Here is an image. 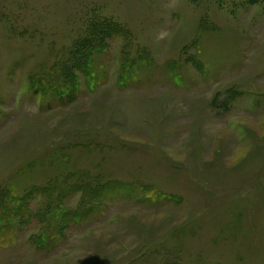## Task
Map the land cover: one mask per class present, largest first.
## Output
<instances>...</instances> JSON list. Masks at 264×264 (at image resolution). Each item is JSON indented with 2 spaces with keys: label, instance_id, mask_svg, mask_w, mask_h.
Instances as JSON below:
<instances>
[{
  "label": "rangeland",
  "instance_id": "374dc122",
  "mask_svg": "<svg viewBox=\"0 0 264 264\" xmlns=\"http://www.w3.org/2000/svg\"><path fill=\"white\" fill-rule=\"evenodd\" d=\"M0 193V264H264V0H0Z\"/></svg>",
  "mask_w": 264,
  "mask_h": 264
},
{
  "label": "trees",
  "instance_id": "16d2710c",
  "mask_svg": "<svg viewBox=\"0 0 264 264\" xmlns=\"http://www.w3.org/2000/svg\"><path fill=\"white\" fill-rule=\"evenodd\" d=\"M94 41L92 42V46H91V50L92 51H90L89 53H88V64H86V65H83V66H79V65H76L75 67H73L71 70H74L76 67H78V68H81V70H82V74H83V76L85 77V79H87L88 80V82L89 83H94L95 82V80H96V74L94 73V71L91 69V62H92V60H91V56H96V55H94L95 53H96V51H95V45H94ZM94 45V46H93ZM90 49V48H89ZM71 72V71H70ZM71 74V76L73 77L74 75H75V73H73V72H71L70 73ZM66 75H68V73L67 74H65V76ZM62 75H61V73L58 71L57 73H56V76H55V78L53 79V81L51 82V85H50V87L52 88V89H50V88H47V89H45V90H43L44 92H46V96H48L47 98H51L52 100H56V98L61 102V101H66L68 104H70V103H72L75 99L74 98H76L75 97V94L78 92L79 93V87L77 86V85H73L72 84V86H67L66 88H64V89H62L63 91H59L58 89L59 88H61V87H55V86H53V85H55V84H58L57 82H60V81H57L56 79H58L59 77H61ZM97 83V82H96ZM123 84V83H122ZM56 90H58V92L56 91ZM57 95L59 96V97H57ZM74 99V100H73ZM100 190V188L98 189V191ZM1 194V193H0ZM3 197V196H2ZM19 203L21 204L22 203V201H19ZM29 214L30 215H32L33 216V213H31L30 211H29ZM55 215H52V214H50L49 212L46 214V215H43V216H41L40 217V220H42V221H44V219H50V218H55V217H61V218H63L64 216H66V213L64 212L63 213V211H56L55 213H54ZM64 219H66V221H68L69 219H73V220H75V221H77V222H80L81 221V219H82V217L79 215V214H70L69 216H66V217H64ZM62 220V222H63V224H64V221L65 220ZM3 220H4V218H3ZM51 228H53V226H50Z\"/></svg>",
  "mask_w": 264,
  "mask_h": 264
}]
</instances>
